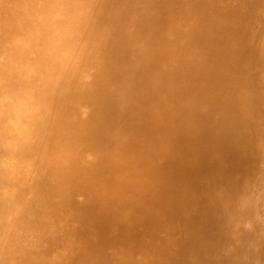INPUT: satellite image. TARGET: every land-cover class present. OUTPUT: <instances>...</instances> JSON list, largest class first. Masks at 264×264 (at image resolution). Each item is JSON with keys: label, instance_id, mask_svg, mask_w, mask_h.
Segmentation results:
<instances>
[{"label": "bare ground", "instance_id": "bare-ground-1", "mask_svg": "<svg viewBox=\"0 0 264 264\" xmlns=\"http://www.w3.org/2000/svg\"><path fill=\"white\" fill-rule=\"evenodd\" d=\"M92 1L0 0V264H264L263 0Z\"/></svg>", "mask_w": 264, "mask_h": 264}, {"label": "rangeland", "instance_id": "rangeland-1", "mask_svg": "<svg viewBox=\"0 0 264 264\" xmlns=\"http://www.w3.org/2000/svg\"><path fill=\"white\" fill-rule=\"evenodd\" d=\"M124 1V0H123ZM122 0H93L91 2V6H92V14H91V18L89 20V28H96L98 27L101 22V19H103L104 17H110L112 19H114L115 21H122V23H126L129 24L130 20L129 18L133 15V13L136 11L137 9V0H129L128 3L123 2ZM264 3V0H263ZM175 12V9H172V13ZM6 13V9L5 7L1 8L0 7V15H3ZM166 16V13L163 15V17ZM156 30L158 32H162L161 29V23H159V25L156 27ZM264 67V66H263ZM0 83H2V79L0 78ZM248 92H246L245 90L242 91L239 94L240 98H246L248 96ZM214 112V111H213ZM212 112V116H214V113ZM264 115V114H263ZM195 129H197V126L195 125ZM138 130L137 129H133V131L131 133H137ZM177 138V136H176ZM175 140H171L169 144L175 143ZM174 141V142H173ZM212 139L210 136L206 137L203 139V141H199L198 138H195L194 140L190 141V142H186L184 139L180 138L178 139V145H174L175 150L177 151L175 157L176 159L180 160L184 157H188L190 159L193 158L194 162H191V169H190V177L189 179L197 181L199 179H202L205 174L206 171L204 170V167H207L211 156L210 154L206 153L208 146L210 145ZM180 142V144H179ZM194 145H196L197 147H195ZM168 146V145H167ZM42 147L39 148V153L41 152ZM174 153V152H173ZM35 163V162H34ZM224 164H227L226 162H224ZM208 172L210 171V169L207 170ZM16 172H19L18 169L16 168ZM225 174V178L223 179V182L225 183V189L226 192H229L228 187H229V180H228V176L230 178V175L227 171L224 172ZM228 175V176H227ZM18 186H15V188H17ZM11 188V187H10ZM212 192L210 191L209 196H211ZM10 198V197H9ZM183 198V197H182ZM8 200V196L5 197H0V207L3 205V208H0V236L2 234H6V225H8L7 223L10 221V217L14 210V207H16L17 205V200L9 206V208L7 209L6 206H4V204L7 203ZM184 200V199H183ZM197 203H199V201H196ZM202 201H200L201 203ZM196 204V203H195ZM62 218L61 217H55L52 221V229L54 228V224H57V222H59ZM65 221L62 220V228H64L65 226ZM182 223L179 224V226ZM244 225V222L242 223V226ZM177 226V225H176ZM59 228V230H57V232L54 234V236H52V242H56L58 243L59 240L61 239H65V237L61 236L62 231ZM181 228V227H180ZM184 232L179 231V237L181 238V240L186 244V239L184 237ZM228 238H222L220 239L221 242H227ZM227 248L229 247V244H226ZM50 249H52L50 247ZM50 252V251H49ZM50 255V253H49Z\"/></svg>", "mask_w": 264, "mask_h": 264}]
</instances>
